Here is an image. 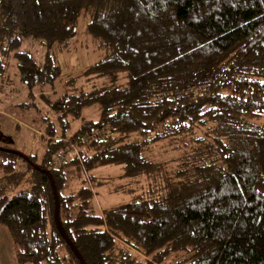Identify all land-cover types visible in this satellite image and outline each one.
<instances>
[{
  "label": "trees",
  "instance_id": "trees-1",
  "mask_svg": "<svg viewBox=\"0 0 264 264\" xmlns=\"http://www.w3.org/2000/svg\"><path fill=\"white\" fill-rule=\"evenodd\" d=\"M84 43L89 65L67 77L59 57ZM61 77L65 93L51 101L41 89ZM91 77L123 83L75 86ZM18 86L22 119L40 102L51 114L30 119L40 156L0 150V226L17 264H81L34 165L50 171L58 218L86 264H264V0H0V99ZM182 137L195 145L177 168L154 161L156 142ZM106 165L165 186L99 213L91 172Z\"/></svg>",
  "mask_w": 264,
  "mask_h": 264
},
{
  "label": "rangeland",
  "instance_id": "rangeland-1",
  "mask_svg": "<svg viewBox=\"0 0 264 264\" xmlns=\"http://www.w3.org/2000/svg\"><path fill=\"white\" fill-rule=\"evenodd\" d=\"M83 28L81 27L79 31L82 32ZM83 38L84 35H81ZM85 39V37H84ZM79 39L77 40V42ZM76 42V43H77ZM84 46L89 49L85 50L84 48H75L73 47L69 53L59 57V61L65 67L62 70L63 74H66L67 77L79 76L86 67L89 65V58L92 57L93 48L91 45L84 43ZM24 48L32 51L37 58L38 62H42L44 50L41 46L34 42H26ZM91 51V52H90ZM11 70L9 71L10 83H19V78L14 67V62L10 64ZM70 74V75H69ZM64 76V75H63ZM74 78V77H72ZM71 80V79H70ZM65 81L63 77L60 78L59 82H55L54 85L45 86L41 89L44 94L48 95L51 101H54L55 98L64 94L65 92ZM75 86L81 87L82 89L89 91L103 85L121 84L123 83L122 78H95L91 77L89 79H80L75 81ZM78 83V84H77ZM40 91V89H39ZM35 93H38L37 91ZM1 95V94H0ZM29 99L26 91L22 87L18 86L14 91L9 92L6 95H3L0 99V131L5 135L9 136L7 139L0 140V145H5L6 147H13L24 153H37L38 156L42 154L44 148V141L40 140L39 137H44L42 131L39 128L34 127L31 124V118L33 117L36 121H39V115L45 113L47 110L42 106H45L40 102V109L42 111L29 110L26 112L24 119L18 115L22 111L17 109L18 104L21 102L28 103ZM23 104V103H22ZM23 106H25L23 104ZM26 108V106H25ZM28 110V108H26ZM51 111L48 108L47 113ZM16 115H14V114ZM23 113V112H22ZM51 114V113H50ZM85 118H95V111H84ZM54 119V116L51 117ZM26 119V120H25ZM31 119V120H30ZM81 120H75L71 122L72 129L75 130L77 125ZM15 123H18L19 126H16ZM197 135H201V132H197ZM10 138L13 139L9 143ZM191 137L184 138H174V139H165L156 142L152 150V156L155 162H159L165 165L167 170L177 168L178 163L180 162V157H183L187 152H189L192 146L195 145L191 141ZM8 142V143H6ZM19 165H23L22 162H19ZM163 171V168L161 172ZM66 173L69 176H74L75 171L73 167L66 169ZM92 175L95 177L97 184L94 188L96 195L95 198V207L102 212L104 208L114 206L118 203L125 202L129 200L133 194L140 191L149 189L150 187H159L163 188L165 186V178L161 179L154 178L152 175H140L136 177H125L122 176V169L117 165H106L97 167L92 170ZM172 175V174H171ZM78 183H72V187H76ZM7 261V264H17L15 260V247L12 244L11 238L7 230L0 226V264H4ZM9 262V263H8Z\"/></svg>",
  "mask_w": 264,
  "mask_h": 264
},
{
  "label": "water",
  "instance_id": "water-1",
  "mask_svg": "<svg viewBox=\"0 0 264 264\" xmlns=\"http://www.w3.org/2000/svg\"><path fill=\"white\" fill-rule=\"evenodd\" d=\"M9 136L5 135L4 133L0 132V140H4L7 139ZM10 143L13 141L12 138H10ZM0 150H6V151H9V152H12V153H15L17 155H19L20 157L28 160V157L21 151L17 150V149H11V148H8V147H4V146H0ZM37 169L43 171L45 174H47L48 178H49V181H50V185H51V188H52V192H53V196H54V201H55V208H54V220H55V224H56V227L58 228L59 232L61 233V235L63 236V238L66 240L67 244L69 245V247L72 249V251L74 252V254L76 255V257L79 259L80 263L81 264H86V262L84 261L82 255L79 253V251L77 250V248L74 246V244L72 243V241L68 238V236L66 235L61 223H60V220L58 218V195H57V190H56V187H55V183H54V180H53V177L50 173V171L48 170H43L39 167H37L36 165H34Z\"/></svg>",
  "mask_w": 264,
  "mask_h": 264
},
{
  "label": "built area",
  "instance_id": "built-area-1",
  "mask_svg": "<svg viewBox=\"0 0 264 264\" xmlns=\"http://www.w3.org/2000/svg\"><path fill=\"white\" fill-rule=\"evenodd\" d=\"M84 139L85 138L83 136H81L79 141L81 143H83L84 142ZM69 148H70L69 151H71L72 153H75V154L77 153V148H76L75 144L70 143L69 144ZM56 159L58 161H62V162L65 160V157H64V155H63V153L61 151H59V152L56 153Z\"/></svg>",
  "mask_w": 264,
  "mask_h": 264
},
{
  "label": "crops",
  "instance_id": "crops-1",
  "mask_svg": "<svg viewBox=\"0 0 264 264\" xmlns=\"http://www.w3.org/2000/svg\"><path fill=\"white\" fill-rule=\"evenodd\" d=\"M8 263H9V262H8ZM4 264H7V261H5Z\"/></svg>",
  "mask_w": 264,
  "mask_h": 264
},
{
  "label": "flooded vegetation",
  "instance_id": "flooded-vegetation-1",
  "mask_svg": "<svg viewBox=\"0 0 264 264\" xmlns=\"http://www.w3.org/2000/svg\"><path fill=\"white\" fill-rule=\"evenodd\" d=\"M1 132V131H0ZM6 143H8V142H6ZM10 143V142H9ZM5 146V145H4ZM7 147H9V146H7Z\"/></svg>",
  "mask_w": 264,
  "mask_h": 264
}]
</instances>
